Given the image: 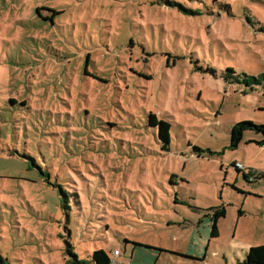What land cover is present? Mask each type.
Here are the masks:
<instances>
[{
	"label": "rangeland",
	"instance_id": "374dc122",
	"mask_svg": "<svg viewBox=\"0 0 264 264\" xmlns=\"http://www.w3.org/2000/svg\"><path fill=\"white\" fill-rule=\"evenodd\" d=\"M244 120L264 124V0H0L4 264L236 261L264 244L261 134L229 147Z\"/></svg>",
	"mask_w": 264,
	"mask_h": 264
},
{
	"label": "trees",
	"instance_id": "16d2710c",
	"mask_svg": "<svg viewBox=\"0 0 264 264\" xmlns=\"http://www.w3.org/2000/svg\"><path fill=\"white\" fill-rule=\"evenodd\" d=\"M170 3H174V2H170ZM180 9L185 12L187 11V9L182 6H180ZM45 19H47V17H45ZM148 123L150 125L158 127V137L162 143V148L167 149L168 144L170 142V127H171L170 122L164 119H158L155 114L149 113ZM247 130H251L257 134H261V138L254 142H256L259 145H264V124L257 123L253 120H244L233 124L230 128L229 147L231 149H236L238 147L239 143L242 140L244 131ZM233 166L235 167V163H233ZM236 169L239 171L238 168ZM243 177L246 179L248 178V175L243 173ZM238 214L239 215L242 214V211L239 210ZM224 215H225V208L223 206L217 207L216 209L213 210L211 215L210 237H215L218 235L217 221L220 217ZM134 245L149 247L147 245L138 242H134ZM90 258L92 264H112L111 258L103 249L94 250L91 253ZM0 262H1L0 264H4L1 256H0ZM236 264H264V244L249 247L246 250L245 257L242 260L237 261Z\"/></svg>",
	"mask_w": 264,
	"mask_h": 264
},
{
	"label": "crops",
	"instance_id": "0c3cea01",
	"mask_svg": "<svg viewBox=\"0 0 264 264\" xmlns=\"http://www.w3.org/2000/svg\"><path fill=\"white\" fill-rule=\"evenodd\" d=\"M139 242H140V241H138V243H139ZM140 243L149 246V247H145V246H141V245H139V247L147 249L146 252L144 253L143 257H145V256H154L153 253H154V249L157 248L156 245H150V244H148V243H143V242H140ZM135 246H137V245H135ZM158 249H159V252H160V253H167V252L175 253L176 251H180V252H182V250H179V249H170L169 247H166V246L164 247V246H162V244H160V247H159ZM160 249H161V250H160ZM247 249H248V247H244V248H243V256H242V257H239L238 255H236V256H237V259L235 258L236 261H235L234 259H227L228 263L236 264L237 261L242 260V259L245 257V253H246V250H247ZM183 252H184V251H183ZM187 252H188L189 254H192V253H190V251H187ZM160 253L157 254V256H154L156 260H159V259H160ZM117 255H120V252H119ZM198 255H199V253H198ZM234 261H235L236 263H235Z\"/></svg>",
	"mask_w": 264,
	"mask_h": 264
},
{
	"label": "built area",
	"instance_id": "2783aa9c",
	"mask_svg": "<svg viewBox=\"0 0 264 264\" xmlns=\"http://www.w3.org/2000/svg\"><path fill=\"white\" fill-rule=\"evenodd\" d=\"M235 167L238 168V169H243V165H242L240 162H235ZM255 174H256V173L253 172V171H251V172L249 173L250 177L255 176ZM118 253H119V252H118L117 249L113 250V254H114V255H117Z\"/></svg>",
	"mask_w": 264,
	"mask_h": 264
}]
</instances>
